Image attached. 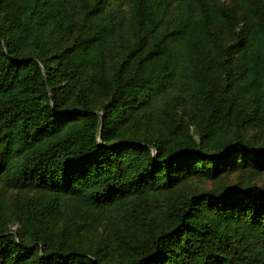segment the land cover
Instances as JSON below:
<instances>
[{
  "label": "trees",
  "instance_id": "16d2710c",
  "mask_svg": "<svg viewBox=\"0 0 264 264\" xmlns=\"http://www.w3.org/2000/svg\"><path fill=\"white\" fill-rule=\"evenodd\" d=\"M262 121L264 0H0V264H264V182L185 187Z\"/></svg>",
  "mask_w": 264,
  "mask_h": 264
},
{
  "label": "rangeland",
  "instance_id": "374dc122",
  "mask_svg": "<svg viewBox=\"0 0 264 264\" xmlns=\"http://www.w3.org/2000/svg\"><path fill=\"white\" fill-rule=\"evenodd\" d=\"M246 134L247 136H249L251 138V140L254 143H257L258 141H262L264 140V121L262 122H258L256 124H251L246 128ZM224 176L219 177V178H203V177H196L192 180H190L185 187L191 188L192 190H199V191H203V190H211L214 188H219L222 184L224 183H231V182H235L237 180H242L243 182H248L250 181L255 182V183H262L264 182V172L262 173H256L255 175H250L246 169H239L237 171H232L229 172L228 174H222ZM64 214L67 216V213L64 212ZM74 222L70 225L71 229L75 232H77L80 229V225H78V219L77 218H73ZM64 222V220L62 218H59L58 221V226H62V223ZM84 225V224H83ZM101 226H95L93 227L90 231L89 234L93 235L95 232L98 233V229ZM103 229V228H100ZM82 230V227H81ZM80 234L82 235H86L89 236L88 233L86 231L81 232ZM85 240L87 239V237H83Z\"/></svg>",
  "mask_w": 264,
  "mask_h": 264
}]
</instances>
